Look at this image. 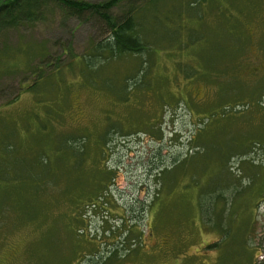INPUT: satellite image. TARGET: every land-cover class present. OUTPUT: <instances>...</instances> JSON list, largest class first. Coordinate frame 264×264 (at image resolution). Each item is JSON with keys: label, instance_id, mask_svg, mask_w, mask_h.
I'll return each instance as SVG.
<instances>
[{"label": "rangeland", "instance_id": "rangeland-1", "mask_svg": "<svg viewBox=\"0 0 264 264\" xmlns=\"http://www.w3.org/2000/svg\"><path fill=\"white\" fill-rule=\"evenodd\" d=\"M146 11V54L95 71L79 60L104 38L92 23L55 13L0 38V264H243V239L264 259V0H157ZM61 54V75L30 91L38 56ZM69 135L85 163L64 157L56 171L57 139ZM84 187L93 199L73 204ZM208 188L218 189L205 218Z\"/></svg>", "mask_w": 264, "mask_h": 264}, {"label": "trees", "instance_id": "trees-1", "mask_svg": "<svg viewBox=\"0 0 264 264\" xmlns=\"http://www.w3.org/2000/svg\"><path fill=\"white\" fill-rule=\"evenodd\" d=\"M156 1L157 0H102L98 2L88 0H0V38L5 32L19 30L33 24L45 23L48 21V17H52L55 13L60 14L66 19H74L80 24L92 23L100 32H102L104 38L93 45L91 50H89L90 54L87 53L88 55L86 54L84 57L79 58V60L84 61L88 69L95 71V67L98 66L96 64H99L100 61L104 64V62H109L127 54L135 56L146 54L150 47L148 48L145 43V33L142 30L143 24L141 23L140 15L146 13L148 5L155 3ZM115 12L118 13L116 14ZM62 48H64L62 50L64 55L70 54L68 44L63 45ZM44 54L45 53H42L41 55L43 56ZM42 56H38L40 65L33 69H31L32 67L30 68L32 74L36 77L35 81L32 82L30 91H35L38 84L50 74L59 76L61 75L60 72L63 71L61 67L63 61L62 54L56 58V62H49L48 56ZM44 66L48 68L50 73L48 70L44 69ZM139 82L140 80L138 83ZM16 99L17 97L11 99L12 101L9 102H14ZM115 132L122 131L115 128ZM78 138L79 137H75V135H69V137L62 136L57 139L61 143H58L54 149V155L59 159V162H57L54 167L56 171H62V161L64 157L66 158L68 156H70V160L72 161L71 167L74 165L78 167L83 166L86 153L81 146L84 142L79 144L80 140ZM107 138L108 134L104 136V141H107ZM7 150L9 153L13 151L12 144L7 146ZM41 166L43 169L42 174L44 173L43 175H48L53 170L50 169L49 159L46 155H41ZM109 172L108 169L102 170V173L100 170L99 180L101 182H106L109 179ZM53 178H57L55 179L57 182L56 187L60 188L61 182L63 181L61 174L58 176L53 175ZM218 180L220 181L221 188L223 186L229 187V183L223 181L222 176L218 177ZM37 182L39 181H35V184ZM32 187H35V185ZM99 187L98 185L96 186V188ZM231 187L236 188L237 186L232 185ZM87 189V187H84V189L81 188L80 190H75L73 192L74 194L70 195L72 203L79 204L85 203L89 200L91 201L93 198L90 194L92 193H90L91 191L88 192ZM215 189L217 190L218 188H208L204 191L203 197L200 200L202 211L204 210L203 216L205 218H209V215H211V203L216 204V199L213 200L216 193L211 194V191H215ZM204 194H206V197ZM262 195H258V197ZM221 196L222 197L220 198H224L225 200V195L223 194ZM236 197L237 196H233L231 199H228V201H235ZM100 199L101 198L92 203L88 202V209L95 206L96 202ZM229 204L231 203H228V205ZM228 214H231V210L227 211V215ZM216 216L217 220L215 222L218 224L222 223L224 217L221 216V213ZM208 222L213 223L211 218ZM225 230L228 233L229 229H222V232H225ZM245 234L247 233L245 232ZM216 246L217 245H214V248H217ZM127 251L128 249L126 252ZM236 252L239 253V256L237 257L239 260H243V264H264V259L262 261L257 260V250L251 240L246 241L243 239V245L239 246V248L236 249ZM127 256H129V251L122 257L124 258ZM228 258L225 257L223 261L226 262ZM229 263L242 264L241 262L236 261H229Z\"/></svg>", "mask_w": 264, "mask_h": 264}, {"label": "flooded vegetation", "instance_id": "flooded-vegetation-1", "mask_svg": "<svg viewBox=\"0 0 264 264\" xmlns=\"http://www.w3.org/2000/svg\"><path fill=\"white\" fill-rule=\"evenodd\" d=\"M109 261V260H108Z\"/></svg>", "mask_w": 264, "mask_h": 264}]
</instances>
